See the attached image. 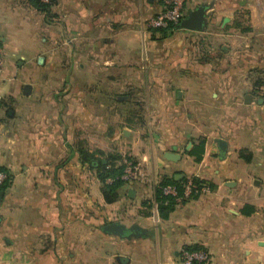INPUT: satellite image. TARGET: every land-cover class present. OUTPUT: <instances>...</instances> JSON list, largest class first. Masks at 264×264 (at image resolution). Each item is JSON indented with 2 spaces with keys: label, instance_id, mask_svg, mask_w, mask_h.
Segmentation results:
<instances>
[{
  "label": "crops",
  "instance_id": "obj_1",
  "mask_svg": "<svg viewBox=\"0 0 264 264\" xmlns=\"http://www.w3.org/2000/svg\"><path fill=\"white\" fill-rule=\"evenodd\" d=\"M49 3L0 0V264H264V0H185L202 29L146 25L165 0ZM126 153L141 178L107 198ZM164 177L211 188L160 212Z\"/></svg>",
  "mask_w": 264,
  "mask_h": 264
},
{
  "label": "built area",
  "instance_id": "obj_2",
  "mask_svg": "<svg viewBox=\"0 0 264 264\" xmlns=\"http://www.w3.org/2000/svg\"><path fill=\"white\" fill-rule=\"evenodd\" d=\"M185 0H165V7L154 16L148 17L146 20L155 26H167L170 23H178L183 16ZM2 57L0 55V70L2 69ZM125 166L120 177L126 182H132L135 179H140L142 175L141 167L138 161L130 158H125ZM7 175L0 170V184L6 179ZM209 182L199 178V181H194L193 177H188L183 183L182 193H178V188L175 183L168 182L161 185L162 193L165 195H173L176 198L188 199L203 191L209 190ZM210 254L207 249L202 247H181L180 259L178 264H208Z\"/></svg>",
  "mask_w": 264,
  "mask_h": 264
},
{
  "label": "trees",
  "instance_id": "obj_3",
  "mask_svg": "<svg viewBox=\"0 0 264 264\" xmlns=\"http://www.w3.org/2000/svg\"><path fill=\"white\" fill-rule=\"evenodd\" d=\"M32 4H34L38 8L45 9V3L40 2L39 0H30ZM175 26V23H170L168 25ZM119 155L113 156V158H117ZM199 157V156H198ZM113 160H108L106 163L99 162L98 168L100 169V180L103 182V193H106L107 198H111L113 194L115 193L114 189L117 185L124 182V180L120 177L124 164H115ZM0 170L4 171L7 175L6 179L0 184V189L4 188L8 182H9V174L4 170L3 167L0 166ZM186 180V179H185ZM184 180V181H185ZM194 181H199L198 177H193ZM181 180H175L173 178H161L159 183L157 184L155 188V199L158 202V208L160 212H163L164 210H168L172 208V206L175 203V196L173 195H165L162 193L161 185L172 182L176 184V187L178 188V193H182L183 191V183ZM209 186L211 188V184L209 183ZM141 206L145 207L146 209L141 210L143 213H148L151 207V201L145 200L142 202Z\"/></svg>",
  "mask_w": 264,
  "mask_h": 264
},
{
  "label": "water",
  "instance_id": "obj_4",
  "mask_svg": "<svg viewBox=\"0 0 264 264\" xmlns=\"http://www.w3.org/2000/svg\"><path fill=\"white\" fill-rule=\"evenodd\" d=\"M204 23H205V6L199 5L195 7L194 9L190 10L187 16L182 17L180 21L178 22V25L183 26V27H188L191 29H202L204 26ZM217 142L222 149L225 148L226 142L223 139L217 138ZM168 154L172 158H174L176 153L168 152ZM131 192L132 191H130V193ZM2 193H3V190L0 189V201L2 198ZM103 229L106 231L117 232L121 235H128L133 230L131 227L128 228L125 224L119 221L109 222L106 225H104Z\"/></svg>",
  "mask_w": 264,
  "mask_h": 264
},
{
  "label": "rangeland",
  "instance_id": "obj_5",
  "mask_svg": "<svg viewBox=\"0 0 264 264\" xmlns=\"http://www.w3.org/2000/svg\"><path fill=\"white\" fill-rule=\"evenodd\" d=\"M40 2L41 1H43V3H49V2H51V0H39ZM50 4V3H49ZM35 6V5H34ZM36 7V6H35ZM44 10V9H43ZM48 12H50V10H48ZM158 13V12H157ZM157 13H155L154 15H156ZM154 15H152V16H154ZM36 18H34V20H35ZM33 20V21H34ZM149 20H145V22H146V25H148L149 27H154L155 28V26H153V25H151L149 22H148ZM45 22V21H44ZM33 23V26L38 30V27H39V25H45L44 23L43 24H41L42 22L41 21H35V22H32ZM47 23H49V22H47ZM29 24V23H28ZM50 24V23H49ZM9 23H5V22H0V35L2 34H4L5 35V32H3V31H9ZM45 26H47V25H45ZM48 27H50V26H48ZM42 28V27H41ZM10 39L12 40H14V38H13V35H11L10 36ZM48 40H49V38H48ZM5 42H4V40H2V38H1V36H0V55H1V57H2V69L0 70V74L4 71V67H5V63H6V55L5 54H9V53H7V51H6V48H5ZM20 52L19 53H13L12 55H13V62H17V60L19 59V56H20ZM112 152H114V151H112ZM111 152V153H112ZM114 154V153H113ZM112 154V155H113ZM123 158H130V159H134V158H131L127 153L126 154H124V156H123ZM124 162V161H123ZM124 164V163H123ZM124 166H125V164H124ZM123 171V170H122Z\"/></svg>",
  "mask_w": 264,
  "mask_h": 264
}]
</instances>
